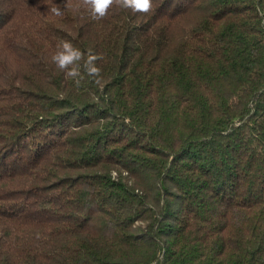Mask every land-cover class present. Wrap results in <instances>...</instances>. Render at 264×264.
I'll return each mask as SVG.
<instances>
[{
  "label": "trees",
  "instance_id": "1",
  "mask_svg": "<svg viewBox=\"0 0 264 264\" xmlns=\"http://www.w3.org/2000/svg\"><path fill=\"white\" fill-rule=\"evenodd\" d=\"M65 2L0 0V264H264V0Z\"/></svg>",
  "mask_w": 264,
  "mask_h": 264
},
{
  "label": "clouds",
  "instance_id": "2",
  "mask_svg": "<svg viewBox=\"0 0 264 264\" xmlns=\"http://www.w3.org/2000/svg\"><path fill=\"white\" fill-rule=\"evenodd\" d=\"M116 6L122 10L129 11L132 14H148L153 10L154 0H79L75 10L83 9L88 13L92 20H101L107 16L109 10ZM69 0L62 5L52 3L48 7V12L53 16L63 15L62 9L72 8ZM260 14L264 16V11ZM103 56L95 54L91 49L87 52L74 47L69 41H61L57 50L51 56V62L64 73L65 77L73 80L79 85L83 74L93 79L97 84L100 83L101 68L97 66V61L102 60Z\"/></svg>",
  "mask_w": 264,
  "mask_h": 264
}]
</instances>
